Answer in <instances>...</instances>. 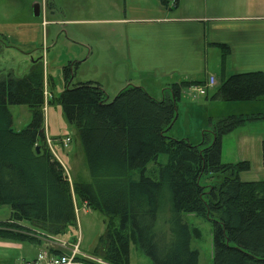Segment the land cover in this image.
Returning <instances> with one entry per match:
<instances>
[{
	"label": "trees",
	"instance_id": "trees-1",
	"mask_svg": "<svg viewBox=\"0 0 264 264\" xmlns=\"http://www.w3.org/2000/svg\"><path fill=\"white\" fill-rule=\"evenodd\" d=\"M45 4L51 7L50 0ZM6 45L0 39V50ZM219 46L222 76L211 99H261L264 70L224 77L229 47ZM74 73V64L63 66L64 87L56 99L81 144L88 181L69 180L46 143L44 108L54 96L46 99L42 60H32L21 76L0 74V205L11 209L9 218L0 221V238L31 241L64 235L77 226L78 197L87 209L106 217L90 255L110 264H130L131 244L153 264H198L190 242L200 231L184 221V213L213 222V264H264V180L240 178L250 169L247 160H221L223 137L246 122L264 119V112L210 119L200 142L193 144L169 132L182 90L204 81L172 83L160 98L128 84L109 99L97 82H74ZM8 105L28 107L30 121L24 128H13ZM261 150L264 164V137ZM161 154L165 162L159 161ZM151 162L157 166L148 169Z\"/></svg>",
	"mask_w": 264,
	"mask_h": 264
},
{
	"label": "crops",
	"instance_id": "crops-1",
	"mask_svg": "<svg viewBox=\"0 0 264 264\" xmlns=\"http://www.w3.org/2000/svg\"><path fill=\"white\" fill-rule=\"evenodd\" d=\"M93 1H96L95 5L89 4ZM50 2L49 12L45 0L41 6L42 23L45 20L54 28L64 26L66 36H71L73 41L77 42L75 31L71 29L73 26H95L99 30L104 42L100 47L101 59H97L94 67L103 79L102 83H97L109 99L128 84L142 86L153 96L172 83L201 80L206 84L211 76L215 84L207 91L218 86L222 76V49L219 44L229 47L224 61V77L237 72L264 70V0H177V4L175 0H168L166 4L161 0ZM18 3V0H0V28L13 26L18 31L22 30L20 24H24V18L22 10L18 13ZM68 27L69 31L65 29ZM86 44L89 47L84 45V48L87 47L90 55L93 53L92 45ZM4 49H9V46ZM83 60L75 57L73 61L78 64ZM255 101L226 103H237L233 105L253 112L260 110L253 105ZM231 105L214 107L220 106L218 114L221 115L233 113ZM72 135L69 133L53 140L64 148L58 140L70 136L72 141ZM263 137L264 130L252 131L242 126L222 139L221 159L224 162H250V169L240 173L244 181L264 180ZM58 159L62 163L59 156ZM74 205L77 213L76 200ZM83 211L88 213V209ZM10 213V206L0 205V221L8 219ZM56 240L59 236H39L31 241L0 238V264H23L34 259L40 250L47 249L51 254L62 253L73 245L67 242L68 248H63Z\"/></svg>",
	"mask_w": 264,
	"mask_h": 264
},
{
	"label": "rangeland",
	"instance_id": "rangeland-1",
	"mask_svg": "<svg viewBox=\"0 0 264 264\" xmlns=\"http://www.w3.org/2000/svg\"><path fill=\"white\" fill-rule=\"evenodd\" d=\"M43 1L18 0V13L22 10V17L24 18V24H20L22 30L18 31L13 26L0 28V39L4 40L7 37V40L5 38L4 42L9 46V49L3 50L2 48L0 50V52L3 50V53L0 54V74L12 71L14 75L21 76L28 71L32 60H42L46 96L49 99L54 96V100L51 103H46V109L44 110L45 137L47 135L51 139H57L69 133L73 134V140L70 144L64 148L56 144L55 152L61 159L67 170V174L72 180L86 181V179L90 178V174L81 144L76 137L74 128L68 125L62 107L56 97L64 87L63 66L68 63L75 65L74 82L94 81L102 83L103 79L95 70L94 65L97 63V59L99 60V57L101 59L102 50L100 47H102V42L104 41L101 40L102 37L95 26H73L71 29H74V37L77 39V42H75L71 39V36L69 38L66 36L64 26L54 28L47 23H42V12L40 16L35 17L33 15V5L39 3L42 6ZM89 4L95 5L96 1ZM46 8L47 12H49V8L47 6ZM46 14V19L48 20L49 15L48 13ZM65 29L69 31L70 28ZM86 43L92 45L93 53L90 55L87 49L89 46ZM84 45L87 47L84 48ZM75 57L84 60L77 64L73 61ZM111 85L110 88L112 87ZM218 87L219 84L218 86L209 88L207 96L203 95L199 97L193 96L191 93L192 89H188V87L182 90L181 99L178 103L177 119L169 132L172 137L187 138L191 143L197 144L200 142L202 129L207 128L210 119L231 114L247 115L264 112V96L253 103L260 110L250 112L237 108L236 106L239 105H233L237 103H226L227 101L211 99ZM154 97L160 98L161 90L160 92H155ZM243 102H254V100ZM228 104H232L231 111L233 113L219 115L220 106L214 107L218 105L227 106ZM8 108L12 114L13 128L16 130L25 127L30 120L28 107L25 105H8ZM205 124L206 126L202 127ZM245 126L252 131L264 130V119L246 122ZM239 128H242V126ZM166 159L165 154L159 156V161L161 162H165ZM72 161H74V170L72 168ZM156 166L157 164L151 162L148 164V169ZM76 201L78 205L76 213L77 226L70 227L64 235L59 236L58 241L68 242L69 245L79 241V250L84 254H90L98 236L105 229L106 217L98 210L88 209V213H85L83 210L87 208H84L83 203L78 197ZM160 218V221L165 219L163 213L160 215ZM183 218L190 227H195L200 231L199 236L192 235L190 242L191 248L198 252V264H213V222L206 217L194 213H184ZM58 241L56 240L60 244ZM62 250L64 251V249ZM66 252L69 253V250L67 249ZM29 255H32V253ZM75 264L82 263L80 260H76ZM130 264H153V262L142 250L131 244Z\"/></svg>",
	"mask_w": 264,
	"mask_h": 264
},
{
	"label": "built area",
	"instance_id": "built-area-1",
	"mask_svg": "<svg viewBox=\"0 0 264 264\" xmlns=\"http://www.w3.org/2000/svg\"><path fill=\"white\" fill-rule=\"evenodd\" d=\"M214 84H215V80L211 76L209 77L205 85H192L189 86L188 89H192L191 93L193 96L199 97L205 95L207 92V88L213 86ZM45 95H47L46 92ZM58 141L61 143V146L67 147L71 142V138L70 136H64L63 138H60ZM46 143L49 146L53 155L58 159V156L55 153V145L57 144V142L47 136ZM78 242L69 247V253L62 252V253L51 254V252L47 249L40 250L34 259L23 262V264H75L76 260H80L82 264H110L99 257L82 253L79 250ZM59 243L61 244V247L68 248L67 242L59 241Z\"/></svg>",
	"mask_w": 264,
	"mask_h": 264
},
{
	"label": "water",
	"instance_id": "water-1",
	"mask_svg": "<svg viewBox=\"0 0 264 264\" xmlns=\"http://www.w3.org/2000/svg\"><path fill=\"white\" fill-rule=\"evenodd\" d=\"M40 14H41V5L39 3H35L33 5V15L38 17V16H40ZM36 151L37 152L39 151L38 147H36Z\"/></svg>",
	"mask_w": 264,
	"mask_h": 264
}]
</instances>
